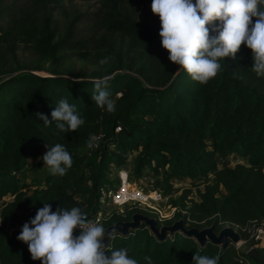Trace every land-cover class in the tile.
Returning <instances> with one entry per match:
<instances>
[{"label":"trees","instance_id":"1","mask_svg":"<svg viewBox=\"0 0 264 264\" xmlns=\"http://www.w3.org/2000/svg\"><path fill=\"white\" fill-rule=\"evenodd\" d=\"M78 1L93 3L82 9ZM151 3L0 0V264H41L7 225L29 222L44 203L53 211L80 207L89 216L100 188L112 183L111 167L129 165L134 180L150 172L152 188L164 196L176 179L190 181L171 201L184 213L158 225L180 217L187 227L213 224L219 231L230 224L247 238L240 228L264 220V78L251 71V50L242 44L235 58L220 61L215 78L193 81L162 48ZM105 57L108 62L100 64ZM104 76L115 101L112 113L91 98L92 81ZM60 99L75 105L85 123L57 135L51 112ZM37 113L51 124L45 126ZM56 143L71 154L72 167L62 177L48 171L26 194L19 174L29 158ZM86 146L90 154H79ZM230 155L242 162L219 167L218 159ZM135 212L154 217L126 208L103 225L130 220ZM247 247L199 246L181 233L156 240L141 224L115 236L107 249L126 248L138 264H147L145 256L152 264H193L194 254L219 255V264H264V248L252 241Z\"/></svg>","mask_w":264,"mask_h":264},{"label":"clouds","instance_id":"2","mask_svg":"<svg viewBox=\"0 0 264 264\" xmlns=\"http://www.w3.org/2000/svg\"><path fill=\"white\" fill-rule=\"evenodd\" d=\"M151 11L159 16L160 43L168 59L193 81L206 84L215 78L222 70L220 61L235 58L242 44L251 50V71L264 78V0H152ZM107 62V57L99 61ZM73 79L83 83L78 77ZM92 83L91 98L96 106L114 112L115 101L107 90L109 78H96ZM37 115L45 126L51 124L43 113ZM51 118L57 135L76 131L85 123L66 99L56 103ZM45 146L43 164L51 175L64 176L73 165L71 154L60 143ZM114 233L115 229L107 231L99 219H89L80 207L53 211L51 204L44 203L23 224L17 239L27 244L31 259L41 264H138L126 248L107 249L105 239H114ZM144 259L152 264L151 257ZM219 259V255L192 257L193 264H219Z\"/></svg>","mask_w":264,"mask_h":264},{"label":"built area","instance_id":"3","mask_svg":"<svg viewBox=\"0 0 264 264\" xmlns=\"http://www.w3.org/2000/svg\"><path fill=\"white\" fill-rule=\"evenodd\" d=\"M111 172L115 175V180H111L112 183L105 184L100 188L97 209L88 216L89 219H99L104 224L114 214H123L126 208L133 207L152 213L159 222L175 219L177 212L184 213L180 207L173 204L169 205L168 209H164L162 204L166 196L158 189L145 190L132 184L133 178L129 165L111 167ZM240 230L246 233L247 238L240 237L238 242L233 243L237 249L250 248L251 246L247 247L248 241H252L254 246L264 248V220H252Z\"/></svg>","mask_w":264,"mask_h":264},{"label":"water","instance_id":"4","mask_svg":"<svg viewBox=\"0 0 264 264\" xmlns=\"http://www.w3.org/2000/svg\"><path fill=\"white\" fill-rule=\"evenodd\" d=\"M141 224L149 229L156 240H166L169 236L175 233H181L185 236L193 238L199 246H203L206 242L219 245L221 248H225L232 243H236L240 240V233L236 231L232 226H224L219 231L215 230L213 224L197 228L195 226L187 227L182 218L174 220L170 224L158 225L157 220L154 217L148 216L141 212H135L132 214L130 220H118L105 227L107 231L115 229V236L127 235L130 231L135 230ZM110 240L105 239V243L108 246Z\"/></svg>","mask_w":264,"mask_h":264},{"label":"rangeland","instance_id":"5","mask_svg":"<svg viewBox=\"0 0 264 264\" xmlns=\"http://www.w3.org/2000/svg\"><path fill=\"white\" fill-rule=\"evenodd\" d=\"M92 3H93L92 1H88V2L78 1V2H76V5L79 8L86 9L88 7H91ZM90 151H91V148L89 146L80 147L78 149L79 154L89 155ZM131 157H133V155H131ZM237 162H242V160L235 155H230L229 157L224 158V159L219 158L218 159V166L221 167L223 165H228V166L233 167ZM47 172H48L47 166L43 164L42 156H39L37 158H29L28 159V164L26 166V169L23 170L19 174L20 181L27 184V186H28L26 188V192H27L26 194H29L33 188L39 186L42 178L44 177V175ZM109 177L111 180H115V175H113L112 172L109 173ZM153 180H154V178H152L151 173L147 172V176L142 177L141 179H138V180L133 179L132 184H136L145 190H151V188H152L151 184H152ZM173 187H174L173 192L164 198V201L162 204L164 209H168V206L172 205L171 201L176 199L182 193L184 188H190L191 183L186 178L176 179L173 183ZM5 199L10 200V199H12V197L6 196ZM22 226L23 225L21 224V222L18 221L16 223L7 225V228L11 233L19 234L21 229H22ZM224 226H232V225L225 224ZM232 227L236 231H238L236 227H234V226H232Z\"/></svg>","mask_w":264,"mask_h":264}]
</instances>
